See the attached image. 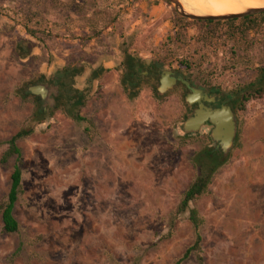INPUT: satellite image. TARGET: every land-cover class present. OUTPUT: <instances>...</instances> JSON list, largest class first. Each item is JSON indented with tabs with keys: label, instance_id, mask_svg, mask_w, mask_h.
<instances>
[{
	"label": "rangeland",
	"instance_id": "1",
	"mask_svg": "<svg viewBox=\"0 0 264 264\" xmlns=\"http://www.w3.org/2000/svg\"><path fill=\"white\" fill-rule=\"evenodd\" d=\"M177 16L163 0H0V158L5 142L34 124L35 104L22 90L49 84L42 80L66 65L82 66L74 86L86 92L80 114L93 123L86 132L56 102L19 142L21 231L5 234L0 220V264L19 246L15 264H264V97L236 111L228 161L193 203L204 219L203 261L179 262L194 232L176 210L196 174L192 157L213 141L209 128L181 132L186 89L158 92L163 71L224 96L243 88L264 67V17L242 36L239 23ZM127 55L156 64L158 77L126 89ZM14 165L0 164V200Z\"/></svg>",
	"mask_w": 264,
	"mask_h": 264
},
{
	"label": "trees",
	"instance_id": "2",
	"mask_svg": "<svg viewBox=\"0 0 264 264\" xmlns=\"http://www.w3.org/2000/svg\"><path fill=\"white\" fill-rule=\"evenodd\" d=\"M159 1V0H153ZM115 15L114 18H116ZM179 20L184 21L185 24H200V25H231L234 23H239L237 27V32L240 35H244L245 32L255 30L259 25H261L264 13L254 16H247L240 19L232 20H219V21H196L187 19L181 16H177ZM125 75L122 78V84L126 89L130 87H136L139 82L153 78V76L158 77V66L156 64H151L145 66L140 61L134 60L131 55H127L122 64ZM187 67V66H186ZM105 69L94 70L90 75V81L97 79L101 72ZM83 72L82 66L77 64H69L60 69L52 79H45L42 81L48 82L49 84H54L59 86V96L56 98V102H63L66 106V110L70 116L80 125L85 127V131L88 132L87 126H93V123L83 117L80 114V109L85 105L86 92L77 89L74 86L75 78L81 75ZM147 72L148 75H145ZM182 86L183 83H181ZM191 84H193L191 82ZM195 85V84H193ZM196 86V85H195ZM204 88V87H201ZM205 89V88H204ZM206 91L211 94L223 95L218 90L206 89ZM157 92V89H156ZM21 96L25 99L31 97L34 104V112L32 113L30 120L34 124L45 123L50 119L56 109L54 108H44L40 103L41 99L39 97L33 96L30 92H25L22 90ZM224 96V95H223ZM228 99V103L235 109L242 112H247V105L252 101L261 100L264 97V67L257 69V75L254 80L250 81L243 88L225 95ZM27 124L24 125L15 135H13L9 140L5 142L7 145L6 150L2 153L0 158V164L4 165L10 162L12 159L15 160L14 170L10 175L9 179V190L4 198L0 200V220L2 223V230L5 234L14 235L21 231V226L19 221L15 216V209L20 197L23 194V156L22 151L19 147V142L30 137L35 132V125ZM228 161V155H224L221 151L213 149L211 146H206L200 151L196 152L191 159L192 165L195 168L196 174L192 182L189 184L188 188L184 191L181 196L179 206L176 210V214H187L188 220L192 226L194 232V240L190 247L184 252L179 262H184L191 259L193 256L202 262L203 258L200 256L202 249V233L201 229L204 225V219L200 215L193 203L202 198L204 195L209 193V186L211 185L214 176ZM22 253V247L19 246L8 259L9 264H15L16 258H18ZM132 264H139L138 261Z\"/></svg>",
	"mask_w": 264,
	"mask_h": 264
},
{
	"label": "water",
	"instance_id": "3",
	"mask_svg": "<svg viewBox=\"0 0 264 264\" xmlns=\"http://www.w3.org/2000/svg\"><path fill=\"white\" fill-rule=\"evenodd\" d=\"M170 3L175 11L182 17L197 21H219L240 19L247 16H254L264 13V5L260 7H247L236 13L224 14H195L188 12L184 4L180 0H163ZM171 71L162 72L160 85L158 86L159 94L163 95L172 90L178 81L189 85V82L179 77H172ZM33 95H38L43 101H46L52 108L59 95L58 85L40 84L29 88ZM53 95V97H52ZM203 101L213 103L216 101L214 96H209L203 90L194 88L191 93L185 97L188 106L198 102L199 107L194 114L189 116L180 126L183 134L193 135L201 132L204 128H210V136L215 145L220 146V151L227 155L234 146L236 135V122L234 113L229 106H221L220 108H210L204 105Z\"/></svg>",
	"mask_w": 264,
	"mask_h": 264
},
{
	"label": "bare ground",
	"instance_id": "4",
	"mask_svg": "<svg viewBox=\"0 0 264 264\" xmlns=\"http://www.w3.org/2000/svg\"><path fill=\"white\" fill-rule=\"evenodd\" d=\"M188 12L195 14L236 13L247 7H260L264 0H180Z\"/></svg>",
	"mask_w": 264,
	"mask_h": 264
},
{
	"label": "flooded vegetation",
	"instance_id": "5",
	"mask_svg": "<svg viewBox=\"0 0 264 264\" xmlns=\"http://www.w3.org/2000/svg\"><path fill=\"white\" fill-rule=\"evenodd\" d=\"M164 72V71H163ZM172 72V71H171ZM161 76H162V73H161ZM172 77H179L180 75H178V74H176L175 72H172V75H171ZM161 78V77H160ZM183 79V78H182ZM182 81H178L177 82V84L174 86V87H177V86H182ZM159 85H160V79H159ZM158 85V86H159ZM183 85H185V84H183ZM184 89H186L187 90V94L188 93H191L192 92V89H194V88H199V89H201V90H203V92H205V93H207L209 96H214L215 97V99H216V101L215 102H213V103H208V102H205V101H203V103H204V105H206L207 107H210V108H213V109H215V108H220L221 106H229L230 108H231V110H232V112L234 113V118H235V122H236V135H235V139H234V146H235V141H236V136H237V132H238V125H237V121H236V111H235V109L228 103V99L225 97V96H223V95H220V94H209L207 91H206V89H204V88H201V87H197V86H195V85H193V84H191V82H189V85H185V86H182ZM187 107H188V109H189V113L187 114V117L186 118H188L189 116H191V115H193L194 114V112H195V110L199 107V103L198 102H196V103H194V104H192L191 106H188L187 105ZM185 118V119H186ZM209 130H210V128H209ZM211 147L213 148V149H215V150H217V151H220V146L217 144V145H215L214 143H212L211 144Z\"/></svg>",
	"mask_w": 264,
	"mask_h": 264
}]
</instances>
